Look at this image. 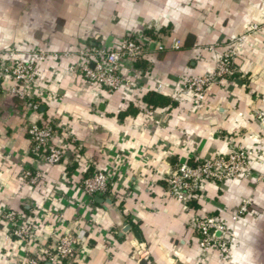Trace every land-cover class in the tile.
Listing matches in <instances>:
<instances>
[{
	"label": "crops",
	"instance_id": "1",
	"mask_svg": "<svg viewBox=\"0 0 264 264\" xmlns=\"http://www.w3.org/2000/svg\"><path fill=\"white\" fill-rule=\"evenodd\" d=\"M147 30L158 39L133 64L139 76L130 75L129 86L108 92L78 71L81 48ZM240 37L234 73L196 101L186 78L211 73L221 45ZM10 59L33 62L38 108L27 109L11 93L12 79L0 77V211L31 216L34 237L26 245L0 221V264L24 262L29 248L63 233L81 240L85 259L71 264H264V121L256 119L264 110V0H0V60ZM150 92L167 102L147 105ZM40 118L70 133L80 149L70 145L55 165L32 158L26 128ZM235 147L252 152V176L205 183L188 209L167 196L164 178L177 162ZM25 169L42 175L32 184ZM96 170L111 177L104 196L79 186ZM244 198L251 206L228 255L202 253L191 216L229 220Z\"/></svg>",
	"mask_w": 264,
	"mask_h": 264
},
{
	"label": "built area",
	"instance_id": "2",
	"mask_svg": "<svg viewBox=\"0 0 264 264\" xmlns=\"http://www.w3.org/2000/svg\"><path fill=\"white\" fill-rule=\"evenodd\" d=\"M152 42L154 40L147 36L127 37L112 46L96 45L81 48L78 53L77 69L90 83L101 85L108 92H113L122 85L129 86L130 75L135 78L139 76L133 64L147 56ZM241 43L242 37L221 45L214 69L208 75L186 78V91L191 92L196 101L203 100L209 84L225 83L231 77L234 73L233 61ZM169 47L177 49L179 45L173 41ZM156 48L162 50L164 45L156 43ZM9 55L12 56V53ZM125 69L130 71L128 75H125ZM34 73L33 62L19 59L0 60V77L12 79L14 85L11 87V93L21 97L23 105L29 110L38 108L30 86L34 83ZM256 119L264 121V110L256 112ZM26 133L30 141L31 157L47 165L63 162L68 156L70 145L75 148L74 151L80 149L70 133L63 131L60 134L57 125L49 120L40 118L37 122H31L26 128ZM57 139H61L62 142L56 141ZM22 175L34 184L42 174L38 170L33 172L25 169ZM252 175V152L246 148L235 147L226 154L191 162H177L164 178L165 192L168 197L188 209L191 200L200 196L205 183L219 184ZM258 178L262 179L261 176ZM110 184V175L103 170H96L83 177L79 186L88 195L104 196L109 192ZM250 206V199H241L237 208L231 212L230 221L216 215L195 212L188 221V226L192 229L194 240L202 253L218 252L219 255L227 256L235 238V225ZM0 221L8 227V235L14 239L26 245L33 239L34 224L31 216L13 210L0 211ZM80 242L78 236L63 233L53 242L39 246L36 250L29 248L31 255L24 262L16 264L81 263L85 258L79 255Z\"/></svg>",
	"mask_w": 264,
	"mask_h": 264
},
{
	"label": "trees",
	"instance_id": "3",
	"mask_svg": "<svg viewBox=\"0 0 264 264\" xmlns=\"http://www.w3.org/2000/svg\"><path fill=\"white\" fill-rule=\"evenodd\" d=\"M155 33L156 32H153L152 30H147L145 35L151 38L152 40H156L158 39V36ZM144 102L147 105L153 107L156 105H164L167 102V100L164 99L162 96L158 95L157 93L150 92L144 97Z\"/></svg>",
	"mask_w": 264,
	"mask_h": 264
},
{
	"label": "water",
	"instance_id": "4",
	"mask_svg": "<svg viewBox=\"0 0 264 264\" xmlns=\"http://www.w3.org/2000/svg\"><path fill=\"white\" fill-rule=\"evenodd\" d=\"M97 200H99V201H102V198H100V197H97Z\"/></svg>",
	"mask_w": 264,
	"mask_h": 264
}]
</instances>
